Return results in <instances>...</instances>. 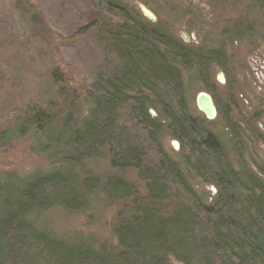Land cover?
Listing matches in <instances>:
<instances>
[{"label": "trees", "instance_id": "16d2710c", "mask_svg": "<svg viewBox=\"0 0 264 264\" xmlns=\"http://www.w3.org/2000/svg\"><path fill=\"white\" fill-rule=\"evenodd\" d=\"M258 3L264 6V0ZM89 5L87 23L73 37L96 31L97 40L117 56L118 72L100 82V94L81 95L55 68L49 74L54 100L40 108L29 105L23 125L0 134V148L13 137L37 139L54 121H62L66 131L82 105L87 115L68 135L74 153L90 159L105 148L112 168L138 171L145 194L121 179L106 182L104 200L118 208L112 221L116 246L95 247L80 237L52 236L36 223L52 206L77 205L74 178L60 172L22 180L0 174V264H166L167 258L181 264H264V186L256 173L233 170L218 139L189 115L182 91L180 73L196 68L203 79L205 68L219 59L188 48L168 24L151 23L120 1ZM27 13L31 24L42 25L32 8ZM206 91L216 119L239 139L245 128L230 125ZM246 128L256 136L255 127ZM164 129L188 150L194 177L216 189L209 203L164 152L159 140ZM257 170L264 175L263 168Z\"/></svg>", "mask_w": 264, "mask_h": 264}, {"label": "rangeland", "instance_id": "374dc122", "mask_svg": "<svg viewBox=\"0 0 264 264\" xmlns=\"http://www.w3.org/2000/svg\"><path fill=\"white\" fill-rule=\"evenodd\" d=\"M91 1L0 0V134L23 125L21 121L30 117L29 105L40 108L54 100L49 74L55 68L81 95L87 91L100 94V82L116 75L120 62L113 51L97 40L96 31L73 37L87 23ZM114 1L122 2L138 16V7L145 6L156 20L168 24L177 41L219 59L205 68L203 79L196 68L187 74L181 71L188 113L218 139L233 170L256 173L264 186V175L257 170H264L263 4L258 0ZM30 8L42 25L31 24L27 13ZM220 75L224 82H220ZM207 88L231 119L230 125L245 128L246 137L234 139L221 120L207 121L196 109V95L208 94ZM86 115L87 108L81 105L66 131L61 130L62 121H54L37 139L30 135L11 138L0 148V174H13L22 180L33 174L60 172L74 178L77 205L71 210L60 205L47 207V212L36 216L38 229L64 239L80 237L95 247H115L112 221L118 208L104 200L105 184L121 179L134 184L140 195L145 194V184L137 179L138 171L133 168H112L105 148L90 159L74 153L68 135ZM247 126L255 127L256 136ZM159 140L195 192L209 203L216 189L194 177L187 161L188 150L180 146L174 150L171 143L176 140L168 130L164 129ZM166 264L181 263L167 258Z\"/></svg>", "mask_w": 264, "mask_h": 264}, {"label": "water", "instance_id": "95a60500", "mask_svg": "<svg viewBox=\"0 0 264 264\" xmlns=\"http://www.w3.org/2000/svg\"><path fill=\"white\" fill-rule=\"evenodd\" d=\"M141 15L151 23L156 22V17L149 11L145 6L140 5L139 7ZM220 82H224L222 75L219 76ZM196 109L205 117L207 121H213L217 117V109L211 98V96L205 92H200L195 98ZM172 147L174 150L179 149V144L177 142H172Z\"/></svg>", "mask_w": 264, "mask_h": 264}, {"label": "bare ground", "instance_id": "6f19581e", "mask_svg": "<svg viewBox=\"0 0 264 264\" xmlns=\"http://www.w3.org/2000/svg\"><path fill=\"white\" fill-rule=\"evenodd\" d=\"M212 98V97H211ZM178 143V142H177Z\"/></svg>", "mask_w": 264, "mask_h": 264}]
</instances>
